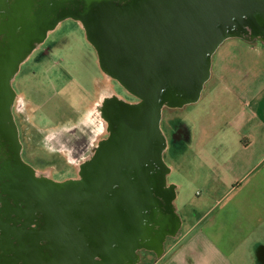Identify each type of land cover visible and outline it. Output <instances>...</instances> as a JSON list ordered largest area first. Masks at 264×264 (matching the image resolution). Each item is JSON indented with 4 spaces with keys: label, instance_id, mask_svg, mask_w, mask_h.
I'll use <instances>...</instances> for the list:
<instances>
[{
    "label": "water",
    "instance_id": "95a60500",
    "mask_svg": "<svg viewBox=\"0 0 264 264\" xmlns=\"http://www.w3.org/2000/svg\"><path fill=\"white\" fill-rule=\"evenodd\" d=\"M0 10V264H138V248L160 254L181 225L163 108L197 101L214 53L247 24L264 42V0H0ZM68 18L82 24L103 71L141 101L123 104L119 134L79 177L55 180L22 156L13 79Z\"/></svg>",
    "mask_w": 264,
    "mask_h": 264
},
{
    "label": "rangeland",
    "instance_id": "374dc122",
    "mask_svg": "<svg viewBox=\"0 0 264 264\" xmlns=\"http://www.w3.org/2000/svg\"><path fill=\"white\" fill-rule=\"evenodd\" d=\"M52 36L66 39L64 42L65 45L57 50V55L69 56L65 66H69L72 69V87L77 82L85 86L88 84L92 86L95 80H97L101 81L99 82L100 84L105 81L104 87L106 91L110 89L111 91L124 92L119 86L118 90L115 89V84L111 76L104 81L102 80L98 52L87 39L85 29L79 21L73 18L65 19L53 30L51 33ZM240 40L238 38H227L221 44L220 48L223 46L224 50L229 47L231 48V46L237 48L242 45ZM254 41L259 44L262 43V41L256 38ZM220 48L216 52V57V53L213 56L214 63L217 61ZM49 68V65L45 68L48 74L44 77L51 78L54 81L52 76L49 75ZM39 72H41V69ZM211 87L210 83L205 87L203 86L201 98L197 101L189 103L184 107L173 109L165 108L162 112L161 127L168 139L170 138L169 148L165 150L164 154L165 162L171 168L167 174V184L169 183L175 186L176 197L174 199V205L184 227L198 221L197 227L205 234H209L220 244L223 253L228 256V259H231L235 264H257V244L254 243V238L251 240L246 239L250 229L247 227L241 229L238 226L239 223H236L238 220L236 217L238 209L234 203L240 199L242 204L244 200L243 194L245 193L238 191V188L235 189L236 186H233L236 185L235 182L233 184L220 183L208 187L209 183H206L208 179L205 176L206 170L199 165V162L203 159L199 152L202 145L212 149L219 143L224 141L231 142L233 140L231 125H229L228 121L232 118V113L236 111L235 104L233 103L232 106L231 104L224 105L221 95L213 94ZM225 92L228 93L226 97L230 99L229 92ZM228 113L231 115H228ZM32 118L33 115H29L27 120L31 121ZM178 121L179 125L185 128L189 137L185 142L180 141L174 143L172 132L174 125ZM22 156L30 165H32L31 162L36 164V158H46L47 163L50 165L48 170L54 172L57 179L62 178L61 173L68 168V164L64 162L63 158L46 157L41 151L36 154L27 149L25 150V155L22 152ZM228 182L232 183L230 181ZM232 186L234 189L231 191ZM151 188L155 192L153 184H151ZM142 191L148 193L146 183L143 185ZM262 202L264 203V198ZM243 211L246 212L247 210L245 209ZM250 212L252 213L251 210ZM256 236H261L262 241H264V221L262 231ZM239 242L240 245L237 244ZM145 260L147 262L151 260L147 253L143 254V258L140 259L139 264ZM97 261L102 260L97 259ZM97 261H91L86 258H75L57 260L55 263L99 264ZM23 263L37 264V261L33 260L30 262L23 260Z\"/></svg>",
    "mask_w": 264,
    "mask_h": 264
},
{
    "label": "flooded vegetation",
    "instance_id": "af4514ba",
    "mask_svg": "<svg viewBox=\"0 0 264 264\" xmlns=\"http://www.w3.org/2000/svg\"><path fill=\"white\" fill-rule=\"evenodd\" d=\"M53 30L33 49L15 75L12 109L19 129L23 155L29 149L36 154L41 151L46 157L63 158L68 168L61 173L63 177L59 179L54 172L48 170L50 165L46 158H36V164H31L40 175L65 180L79 177L82 165L93 159L104 143L119 134L118 122L120 123L122 113H125L123 104H138L141 98L129 92L115 78H112L115 89L121 87L124 94L122 91H106L104 80L110 76L102 68L100 75L104 82L101 84V81L95 80L92 86L77 82L72 87V69L65 66L69 56L57 55V50L65 45L66 39L51 37ZM243 33L251 37L254 35L248 24ZM48 65L49 75L54 81L44 77L48 74L45 69ZM22 80L25 82L21 83ZM165 108L173 109L164 107L163 110ZM29 115H33L31 121L27 120ZM165 136L167 150L170 138L166 134ZM188 137L189 134L178 121L172 132L174 143L185 142ZM154 173L152 171L151 175ZM178 220L182 223L181 218ZM146 251L144 248L136 249L135 259L138 264Z\"/></svg>",
    "mask_w": 264,
    "mask_h": 264
},
{
    "label": "crops",
    "instance_id": "0c3cea01",
    "mask_svg": "<svg viewBox=\"0 0 264 264\" xmlns=\"http://www.w3.org/2000/svg\"><path fill=\"white\" fill-rule=\"evenodd\" d=\"M231 38L241 39L242 45L225 50L219 46L217 61L212 63L204 87L210 83L212 93L220 94L224 105L235 104L236 111L232 115L228 113L232 117L228 123L233 140L212 149L202 145L199 152L203 159L199 165L206 170L208 187L235 182V189L245 193L242 204L240 199L234 203L238 209L236 223L241 229H250L246 239L254 238L257 264H264L260 256L264 241L256 236L262 231L264 221V42L259 44L254 37L246 35ZM197 222L185 227L181 223L176 234L166 238L160 254L147 250L151 260L141 264H235L214 238L197 227Z\"/></svg>",
    "mask_w": 264,
    "mask_h": 264
}]
</instances>
